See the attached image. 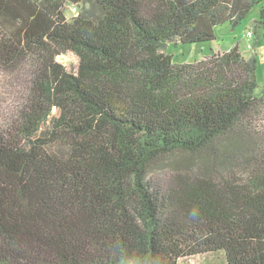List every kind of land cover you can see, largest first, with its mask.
<instances>
[{
    "label": "trees",
    "instance_id": "obj_1",
    "mask_svg": "<svg viewBox=\"0 0 264 264\" xmlns=\"http://www.w3.org/2000/svg\"><path fill=\"white\" fill-rule=\"evenodd\" d=\"M261 1L0 0V74L26 90L0 119V264H264L256 53L164 52Z\"/></svg>",
    "mask_w": 264,
    "mask_h": 264
},
{
    "label": "rangeland",
    "instance_id": "obj_2",
    "mask_svg": "<svg viewBox=\"0 0 264 264\" xmlns=\"http://www.w3.org/2000/svg\"><path fill=\"white\" fill-rule=\"evenodd\" d=\"M264 1L255 6L242 20L241 24L235 29H231L227 25L215 29L216 39L210 43L193 44V45H169L164 52L171 56L172 62L175 64L194 63L210 56L212 52L223 53L238 45L241 56L245 59L250 58L254 53L257 57L256 79L258 89L256 94L264 88V29L258 21L260 20L261 9ZM76 12L75 7H66V16L70 18ZM251 31L253 38L251 42L246 37V32ZM256 41V45L253 46ZM249 43L251 48H248ZM214 53V54H215ZM57 62L64 68L74 73L78 58L73 53L56 58ZM13 77H2L0 74V119L6 114L12 113L17 107L23 103L22 98L26 95L25 88L21 89L18 85L21 83L16 75V71L11 72ZM3 75V74H2ZM21 89V90H18ZM22 91V93L20 92ZM215 257H191L179 260L178 264H217Z\"/></svg>",
    "mask_w": 264,
    "mask_h": 264
},
{
    "label": "built area",
    "instance_id": "obj_3",
    "mask_svg": "<svg viewBox=\"0 0 264 264\" xmlns=\"http://www.w3.org/2000/svg\"><path fill=\"white\" fill-rule=\"evenodd\" d=\"M251 35H252V34H251L250 32L247 33V36H248V37H251Z\"/></svg>",
    "mask_w": 264,
    "mask_h": 264
}]
</instances>
